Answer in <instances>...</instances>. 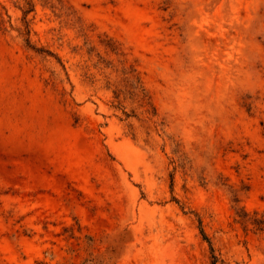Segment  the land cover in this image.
<instances>
[{"label": "rangeland", "instance_id": "374dc122", "mask_svg": "<svg viewBox=\"0 0 264 264\" xmlns=\"http://www.w3.org/2000/svg\"><path fill=\"white\" fill-rule=\"evenodd\" d=\"M0 264H264V0H0Z\"/></svg>", "mask_w": 264, "mask_h": 264}, {"label": "trees", "instance_id": "16d2710c", "mask_svg": "<svg viewBox=\"0 0 264 264\" xmlns=\"http://www.w3.org/2000/svg\"><path fill=\"white\" fill-rule=\"evenodd\" d=\"M204 239H206V238H204ZM209 243V242H208Z\"/></svg>", "mask_w": 264, "mask_h": 264}]
</instances>
